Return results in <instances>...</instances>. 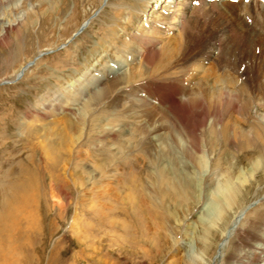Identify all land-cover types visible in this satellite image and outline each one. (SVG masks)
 I'll list each match as a JSON object with an SVG mask.
<instances>
[{
  "label": "rangeland",
  "instance_id": "1",
  "mask_svg": "<svg viewBox=\"0 0 264 264\" xmlns=\"http://www.w3.org/2000/svg\"><path fill=\"white\" fill-rule=\"evenodd\" d=\"M138 1L0 0V35L14 25L0 38V176L13 169L5 188L17 197L31 188L21 198L30 201L26 221L3 211L0 197V264L4 253L8 264H190L192 252L191 264H239L261 247L264 17L247 7L255 13L250 25L243 3L230 15L192 2L210 16L201 15L184 40L156 35L146 57L154 48L159 55L143 67L128 49L146 22ZM170 1L148 3L163 16ZM110 37L117 49L101 62ZM241 61L250 62L248 72ZM27 62L34 65L17 81L14 72ZM90 74L91 82L108 74L120 83L92 111L81 96ZM96 93L95 100L103 94ZM65 120L76 125L67 130ZM66 134L82 137L74 144ZM256 165L227 215L197 237L209 194L235 168L245 174Z\"/></svg>",
  "mask_w": 264,
  "mask_h": 264
},
{
  "label": "bare ground",
  "instance_id": "2",
  "mask_svg": "<svg viewBox=\"0 0 264 264\" xmlns=\"http://www.w3.org/2000/svg\"><path fill=\"white\" fill-rule=\"evenodd\" d=\"M148 1L150 0H140L138 1L139 4H143L147 9H144V11L142 12V14L140 15L142 17L141 20H145L148 24H149V27H145L146 26V22H145V26H142V28L137 31V34L135 35L136 38H134V41L133 40H128L129 41V51H131V54L132 56H135V59L136 57L138 56V59H140V62L143 60L141 66H145L147 63H150L151 59L152 58H157V56L159 55L158 54V50L155 51V48L154 50H152L151 52V56L149 55L148 57H146V55L148 54L150 48H152L153 46L155 45H158L159 44V39L156 37V35L160 34V36L162 35V38L165 37L164 33L165 31H168V37L167 38H174V39H177V37H180L181 39H185L186 38V34H187V31H190L191 29V26L193 25H196V23L199 21L200 19V16L203 15V16H210V14L208 12H213L216 8H221V9H224L228 14H232L231 12L235 9H237L239 6H237L236 3H232V2H214L213 0H171L170 2H166L167 3V6L164 7L162 9H166L165 10V14H162L163 16H159V9L157 8L156 5L153 6L152 3H148ZM226 1V0H225ZM145 2H147L148 4H146ZM192 2H198V3H201L200 6L204 7L205 10H207L208 12L204 11V14H202L200 11H202V8L201 9H198V8H193L192 7ZM257 3V2H256ZM146 4V5H145ZM142 5V6H143ZM153 6V7H152ZM257 7H255L254 9L256 10H259V13L258 16H261V17H264V7L263 6H260L258 4H256ZM152 7V8H151ZM170 8V10L168 9ZM247 8V7H246ZM248 8H250V6H248ZM157 9V10H156ZM168 9V10H167ZM232 10V11H231ZM200 12V13H199ZM250 12V11H249ZM139 15V13H137ZM255 14V13H253ZM260 17V18H261ZM136 19V18H135ZM134 19V21H135ZM262 19V18H261ZM139 18L136 19V22H138ZM115 27V25H114ZM128 27H131V26H128ZM14 28V25L13 26H7V29L6 30V33L5 34H1L0 35V38H6V35L8 34V31H10L11 29ZM118 28V27H116ZM137 28V27H136ZM155 28V30L153 29ZM86 29V28H85ZM116 30V29H115ZM82 31V30H81ZM154 31H155V35H154ZM147 32H149V34H146ZM177 33L180 35L177 36ZM18 35V34H16ZM20 35V34H19ZM154 35V36H153ZM164 35V36H163ZM23 36V35H22ZM177 36V37H175ZM18 37V36H17ZM16 37V38H17ZM21 37V36H20ZM133 36H130L129 38H131ZM155 37V41L152 40L151 38H154ZM19 38V37H18ZM110 39L112 40L111 42H109V46L107 48H105L104 52L102 54H99L98 57L100 58L101 57V62L104 61V59L107 57L106 55L108 54V50L110 48H113L112 49V52L114 49H117L115 46V40L117 38H113V37H110ZM105 43V42H104ZM11 44V43H10ZM114 44V45H113ZM7 45H9V41H7ZM132 45V46H131ZM18 48V46H17ZM119 48V47H118ZM137 48H141L140 50V53L139 54H135V49ZM111 52V51H110ZM103 54H106V55H103ZM111 55V53H110ZM10 55H8L6 58H5V55H4V61L5 59H8L7 61H9V58ZM13 57V53L11 54V58ZM97 57V58H98ZM96 58V60H98ZM99 61V60H98ZM33 62H27V63H24L22 64L19 69H17L15 72H14V78L17 80H20L22 79L23 75L25 74V72L31 68V66H33ZM91 76V74L87 77V83H84V86L83 88L85 89V92H82L83 97H86L88 96L87 98L89 99L88 101V105H84V107H87L89 106V111H92L91 110V107L93 106V103H98L100 102L107 94V91L108 90H112L114 88H116L117 86L120 85L118 79H114L112 81H110L109 79V75L108 74H102L99 76L98 80L96 79L94 82H91V80L93 78H90V81H89V77ZM106 76V77H105ZM17 80V81H18ZM16 82V81H15ZM82 83V84H83ZM90 86H96L94 88H89V85ZM80 85V84H79ZM225 87V86H224ZM96 89H98L97 91H101L103 92V94L96 98L95 100V97H96V92L95 91ZM224 90V89H223ZM255 99V98H254ZM256 101V100H255ZM254 104V103H253ZM255 108V109H254ZM254 112L255 114H258L260 113V107H256L254 106ZM88 113H83V114H79V115H82L83 117H85ZM81 116V117H82ZM259 116V114H258ZM262 117V116H261ZM84 120V118L82 119ZM64 122H68V129L69 130L70 128L73 127V125L75 124V122L73 123L71 120H65ZM79 122V121H78ZM80 123V122H79ZM76 125V124H75ZM83 134V133H82ZM82 134L80 136H74L73 134H66L64 136L65 138V141H67V138H71L73 143L74 144H77L80 140H81V137H82ZM73 145V144H72ZM71 145V146H72ZM167 152L164 150L161 152L162 156L161 158L163 157L164 154H166ZM169 155V153H167V156ZM23 158V157H21ZM11 165V164H10ZM5 166V165H4ZM258 167H260L259 165H256L254 168H252L250 171H247L245 174L240 170V171H236L237 168L234 169V171H232V173H229L230 176H227L226 179L223 181V183L219 184L209 195H210V198L208 197L209 201H208V205H207V213H205V215H203L198 221H199V230L196 234L197 237H208V235L210 234V231L212 230V223L216 220L215 218H217L219 215H223V210L226 208L227 205H230L232 206L233 202H237L235 199L241 194L240 192V188L242 186H244L245 183L248 182V178L250 176H252L255 171L258 170ZM9 168V167H8ZM17 169V167H16ZM8 170V169H7ZM0 171L2 172V170L0 169ZM21 171V170H20ZM0 172V173H1ZM7 172V175H2L0 176V189H1V193H0V197L2 198H6L7 201L5 202V206L3 207V211H11L13 214H17V213H20L18 214L19 217L21 214H23L22 216V219H24V221L28 220L29 217L26 216V212L25 211H28L27 209V206H28V203L30 201L28 200H25L24 202L21 200V198H24V195L26 190L28 189L27 186L23 187L22 190H24L22 193L20 192L19 193V196L17 197L16 193H14L15 191H13L12 188L9 187H6L5 186L10 183L9 181V178H11V176L9 177V175L13 172V169L11 168V170L9 169ZM18 173V172H16ZM239 173V174H238ZM4 174V173H3ZM9 174V175H8ZM238 174V176H237ZM245 175H248V178L247 176ZM203 176V175H202ZM189 177V176H188ZM8 178V179H7ZM189 181H187V186L188 185H192L190 180H192V178H188ZM236 181V183H235ZM184 183V182H183ZM10 185H13V184H10ZM4 187V188H3ZM13 187V186H11ZM184 187L186 188V186L182 185L181 184V190L184 189ZM188 188V187H187ZM245 188V187H243ZM242 189V188H241ZM28 191L31 193V188L29 186V190H27V193ZM186 192V191H185ZM240 192V193H239ZM28 193V194H30ZM36 193V192H35ZM199 194L201 193V189H199ZM176 194V193H175ZM185 194V193H184ZM188 194V193H187ZM15 195V196H13ZM177 195V194H176ZM189 195V194H188ZM27 197H30V195ZM98 197H102V195H98ZM104 197V196H103ZM102 197V198H103ZM165 197V196H164ZM167 197L171 198L172 200H169L168 202H174V200L176 199L175 196H171V194H168ZM165 197V198H167ZM14 198V199H13ZM27 199V198H26ZM188 199V198H187ZM186 199V200H187ZM200 199V198H199ZM4 200V199H3ZM21 200V201H20ZM201 200V199H200ZM22 202V204H21ZM133 203L135 204L136 207H139V205L136 204L135 201H133ZM190 203V202H189ZM232 203V204H231ZM2 205V203H1ZM230 209V208H229ZM212 211L214 214H212ZM185 212V211H184ZM9 213V212H8ZM25 214V215H24ZM29 214V213H28ZM10 215V214H9ZM175 215V214H174ZM227 215V214H224V216ZM18 217V218H19ZM205 217L208 219H205ZM21 219V220H22ZM209 219H212V221H210ZM215 219V220H214ZM240 220L242 221L241 219V216L239 218V216L237 217V219L235 220L234 222V225L233 227L235 228L237 225H239V222ZM23 221V222H24ZM10 222V221H9ZM17 222V220H16ZM209 223V224H208ZM13 224V223H12ZM22 224V223H21ZM14 225V224H13ZM17 225V224H16ZM214 227V226H213ZM2 230V229H1ZM9 232V231H8ZM15 232V231H14ZM14 236V235H13ZM11 238V237H10ZM2 239V238H1ZM202 240V239H201ZM1 241V240H0ZM165 241V239H164ZM2 242V241H1ZM0 242V243H1ZM11 242V241H10ZM11 244V243H10ZM173 246H179L177 245V240H174L173 241ZM1 245V244H0ZM3 245V243H2ZM5 247V246H4ZM9 247V246H8ZM14 248V247H13ZM12 249V248H11ZM15 250V249H14ZM11 252V250H9ZM6 252V251H4ZM191 252V251H190ZM1 253V252H0ZM192 255H193V252H192ZM192 255H190L188 258L187 256H185V260L188 261L190 260V264L194 261L191 260L192 258ZM241 256V255H240ZM250 255H246V258H243L241 257L240 259V263L239 264H264V239H263V243L261 244V247L258 248V250L255 251L254 253V256H252L253 260L251 259V257H249ZM4 260H2L3 262H5L4 264H8V258H9V254L7 253H4L3 256ZM14 257V255L12 256ZM17 258V257H15ZM11 259V258H10ZM12 260V259H11ZM192 261V262H191ZM11 262V261H10ZM13 262V261H12ZM14 264V263H13ZM238 264V263H237Z\"/></svg>",
  "mask_w": 264,
  "mask_h": 264
}]
</instances>
